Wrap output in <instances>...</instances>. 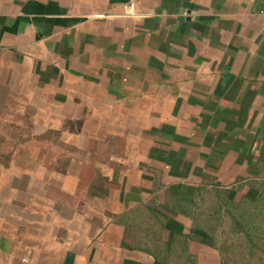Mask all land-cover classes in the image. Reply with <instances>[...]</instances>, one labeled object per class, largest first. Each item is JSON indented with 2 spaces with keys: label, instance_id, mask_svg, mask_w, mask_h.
<instances>
[{
  "label": "crops",
  "instance_id": "1",
  "mask_svg": "<svg viewBox=\"0 0 264 264\" xmlns=\"http://www.w3.org/2000/svg\"><path fill=\"white\" fill-rule=\"evenodd\" d=\"M128 2L0 0V264H264V0Z\"/></svg>",
  "mask_w": 264,
  "mask_h": 264
},
{
  "label": "rangeland",
  "instance_id": "2",
  "mask_svg": "<svg viewBox=\"0 0 264 264\" xmlns=\"http://www.w3.org/2000/svg\"><path fill=\"white\" fill-rule=\"evenodd\" d=\"M20 103L21 99L17 98V100L12 99L7 105H0V168L6 164L11 154L25 149L22 147L23 145H20L23 139L32 138L31 132L27 128L28 122L25 121ZM46 137L50 145L40 148V153L47 157L56 154L60 155L62 152L56 146L55 137L51 135H47ZM63 153L66 154V152ZM230 260L233 262V258H230ZM235 260L236 264H245L243 261L245 259L242 257L235 258Z\"/></svg>",
  "mask_w": 264,
  "mask_h": 264
},
{
  "label": "built area",
  "instance_id": "3",
  "mask_svg": "<svg viewBox=\"0 0 264 264\" xmlns=\"http://www.w3.org/2000/svg\"><path fill=\"white\" fill-rule=\"evenodd\" d=\"M134 1L135 0H129L128 2V9L127 11L123 12L122 15L123 16H143L144 14H141V13H138L137 11H135L134 9ZM93 16H96V17H105V16H108V14H95Z\"/></svg>",
  "mask_w": 264,
  "mask_h": 264
},
{
  "label": "trees",
  "instance_id": "4",
  "mask_svg": "<svg viewBox=\"0 0 264 264\" xmlns=\"http://www.w3.org/2000/svg\"><path fill=\"white\" fill-rule=\"evenodd\" d=\"M195 234L200 237V241L208 245H212L211 237L204 232L200 227L194 229Z\"/></svg>",
  "mask_w": 264,
  "mask_h": 264
}]
</instances>
